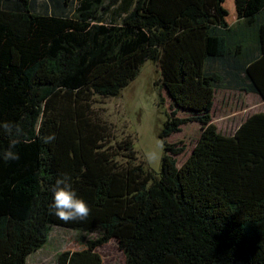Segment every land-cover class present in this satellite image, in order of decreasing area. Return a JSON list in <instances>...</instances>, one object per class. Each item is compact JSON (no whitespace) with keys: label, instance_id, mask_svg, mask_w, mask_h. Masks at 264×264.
Wrapping results in <instances>:
<instances>
[{"label":"trees","instance_id":"obj_1","mask_svg":"<svg viewBox=\"0 0 264 264\" xmlns=\"http://www.w3.org/2000/svg\"><path fill=\"white\" fill-rule=\"evenodd\" d=\"M224 1L0 0V122L23 132L20 159L0 157V264H28L54 226L96 233L56 264H102L96 248L112 238L126 264H264V112L229 135L211 118L217 88L264 99V0H234V24ZM145 61L191 114L165 112L158 175L134 162L130 135L110 143L92 106L120 94ZM188 121L202 131L177 166L170 154L183 146L166 138ZM9 142L0 131V152ZM64 177L89 206L84 220L52 214Z\"/></svg>","mask_w":264,"mask_h":264},{"label":"rangeland","instance_id":"obj_2","mask_svg":"<svg viewBox=\"0 0 264 264\" xmlns=\"http://www.w3.org/2000/svg\"><path fill=\"white\" fill-rule=\"evenodd\" d=\"M41 2V0H40ZM108 0H105V3ZM224 6L229 11V22L234 24L237 15L234 0H225ZM111 6L103 17L106 22L113 18ZM160 68L156 62L145 61L137 76L124 87L120 94L110 98L97 99L92 106L110 126L113 137L110 143L130 135L136 151L135 163H142L144 168L153 175H158L161 168V158L164 153L163 142L158 137L166 114L175 110L176 116L186 117L191 114L176 109L171 98L162 87ZM159 95L163 105H159ZM264 112V99L258 94L229 88H217L214 92L211 110L212 122L222 134H232L235 129L250 115ZM202 131L201 123L188 121L180 126L179 131L166 138L168 143L183 146L177 154H170L179 166L191 153ZM116 159L124 163V157ZM96 237L95 232L78 231L76 229L54 226L51 229L46 244L28 256V264H56L59 253L76 251L86 247V242ZM96 251L102 258V264H126L127 256L115 238L100 245Z\"/></svg>","mask_w":264,"mask_h":264},{"label":"clouds","instance_id":"obj_3","mask_svg":"<svg viewBox=\"0 0 264 264\" xmlns=\"http://www.w3.org/2000/svg\"><path fill=\"white\" fill-rule=\"evenodd\" d=\"M0 131L10 138L8 146L0 152V157L5 161L19 160V153L15 149L21 142L19 139L23 134L21 126L11 121H4L0 122ZM41 139L44 143H51L56 137L54 134H49L41 137ZM50 207L52 214L65 223L84 220L90 212L87 203L82 198H79L71 188L67 177L58 178L55 181Z\"/></svg>","mask_w":264,"mask_h":264}]
</instances>
